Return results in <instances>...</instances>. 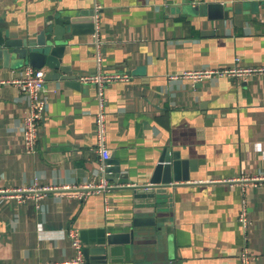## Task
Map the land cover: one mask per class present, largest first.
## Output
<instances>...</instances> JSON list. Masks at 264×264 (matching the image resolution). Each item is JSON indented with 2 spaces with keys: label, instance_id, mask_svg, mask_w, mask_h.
Returning <instances> with one entry per match:
<instances>
[{
  "label": "crops",
  "instance_id": "crops-1",
  "mask_svg": "<svg viewBox=\"0 0 264 264\" xmlns=\"http://www.w3.org/2000/svg\"><path fill=\"white\" fill-rule=\"evenodd\" d=\"M93 2L0 0L3 32L37 33L51 15L74 18L80 30L66 42L63 57L77 78H44L46 107L33 152L25 151L22 139L27 96L13 82L0 84V189L81 187L101 177L113 185L84 195L81 188L47 191L38 198L23 194L21 200L0 193V264L68 260L75 255L71 229L83 247L118 231L133 213L129 187L148 185L165 149L193 161L194 170L189 181L165 190L171 195L166 197L171 221L163 223L160 242L146 244L147 256L161 264H240L238 253L246 245L255 264H264V77L243 82L211 77L196 86L169 78L237 60L264 65V5L98 0L102 67L130 75L104 91L108 159H119L127 179L114 182L100 169L96 149V86L78 80L96 72L94 35L86 33ZM210 2L223 3L228 15L209 18ZM26 67L31 66L9 68L0 62V79H17ZM141 258L115 245L107 262L87 264H141Z\"/></svg>",
  "mask_w": 264,
  "mask_h": 264
},
{
  "label": "water",
  "instance_id": "water-1",
  "mask_svg": "<svg viewBox=\"0 0 264 264\" xmlns=\"http://www.w3.org/2000/svg\"><path fill=\"white\" fill-rule=\"evenodd\" d=\"M256 7L264 5V0H251ZM245 4V3H244ZM245 6H249L248 3ZM209 18H222L228 15L223 3L210 2L206 5ZM75 19L67 15L48 17L47 24L37 33L16 36L3 32L0 25V62L4 67L23 68L29 65L36 69L46 68V79H74L77 78L70 70V66L63 63L66 42L79 33ZM68 25V28L66 27ZM87 34H93V18L87 27ZM66 33V34H65ZM73 83V82H72ZM105 177L114 182H125L127 179L121 173L120 161L115 155L103 162ZM194 170V162L182 159L180 154L169 149L162 151L150 178L148 185H131L133 213L131 220L119 225L118 231L105 237V240L95 245L83 247V255L87 263L90 260L107 262L112 246H124L132 255L142 254L141 264H161L152 256H147L146 244L149 241L160 242L164 235L165 226L169 222L166 212L172 211L167 204L166 193L168 187H176L180 182L189 181V171ZM117 177V178H115ZM159 190V191H157ZM164 193V196H159ZM163 264V263H162Z\"/></svg>",
  "mask_w": 264,
  "mask_h": 264
},
{
  "label": "built area",
  "instance_id": "built-area-1",
  "mask_svg": "<svg viewBox=\"0 0 264 264\" xmlns=\"http://www.w3.org/2000/svg\"><path fill=\"white\" fill-rule=\"evenodd\" d=\"M93 23L94 32L92 35L94 38L95 52L94 59L96 62V72L94 74H81L78 76V80L81 83H93L96 86L97 94V105L98 110L95 115L96 124V138L97 145L96 149L100 155V169H103L104 160L110 157L111 151L105 146L106 141V125H105V99L104 91L111 83L119 81H128L130 75L122 72H108L102 67V50L100 41L97 40L98 27H99V12L101 9V4L98 0L93 2ZM238 61V60H237ZM235 62L231 66H225L220 68H205V69H192L183 70L180 73L171 74L169 76L170 80L183 79L196 86L205 79L211 77H225L235 79L239 82L248 81L252 76H262L264 77V65H241L239 62ZM44 75L43 69H36L33 67H26L21 76L17 79L8 81L0 79V84L13 82L21 92L25 93L28 99V110L22 122V139L25 151L33 152L38 140L39 132V122L43 117L46 101L42 98L41 91L44 85ZM110 185L104 177H101L97 183H90L89 185H84L81 187H30V188H18L5 190L0 189L1 194H13L18 199H22L23 194H28L30 197L38 198L47 191H60L66 189H77L82 190L81 195H84L92 190L101 191L108 189ZM240 220L244 227L247 226V219L245 213L242 212L240 215ZM69 237L71 239V246L75 251L74 257L64 260V261H48L40 264H87L83 255V244L81 242L79 233L76 229L69 230ZM240 264H255L256 257L250 251L249 247L244 245L239 253Z\"/></svg>",
  "mask_w": 264,
  "mask_h": 264
}]
</instances>
